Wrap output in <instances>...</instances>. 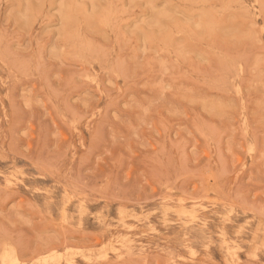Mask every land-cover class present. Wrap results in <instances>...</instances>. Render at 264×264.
<instances>
[{"label":"rangeland","instance_id":"1","mask_svg":"<svg viewBox=\"0 0 264 264\" xmlns=\"http://www.w3.org/2000/svg\"><path fill=\"white\" fill-rule=\"evenodd\" d=\"M0 264H264V0H0Z\"/></svg>","mask_w":264,"mask_h":264},{"label":"bare ground","instance_id":"2","mask_svg":"<svg viewBox=\"0 0 264 264\" xmlns=\"http://www.w3.org/2000/svg\"><path fill=\"white\" fill-rule=\"evenodd\" d=\"M186 211V210H185ZM197 212V211H196ZM184 216H190L191 214L188 213L187 211L183 213ZM195 217V216H194ZM195 219H197L196 223H200L202 220L199 217H196ZM115 249V248H114Z\"/></svg>","mask_w":264,"mask_h":264}]
</instances>
